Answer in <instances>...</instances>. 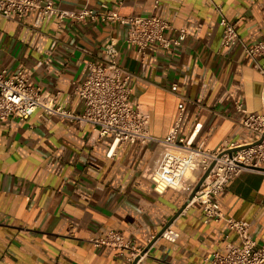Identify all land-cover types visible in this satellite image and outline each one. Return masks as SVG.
I'll list each match as a JSON object with an SVG mask.
<instances>
[{
  "label": "crops",
  "instance_id": "0c3cea01",
  "mask_svg": "<svg viewBox=\"0 0 264 264\" xmlns=\"http://www.w3.org/2000/svg\"><path fill=\"white\" fill-rule=\"evenodd\" d=\"M237 24L244 43L264 40V0H212ZM102 4L122 15H149L154 0H57L62 11ZM156 12L188 32L180 46L152 44L144 53L126 42L119 24L77 21L39 11L22 21L0 15V71L23 64L29 83L58 94V103L82 111L76 86L88 63L103 61L114 39L117 60L134 75L133 99L149 114L150 133L194 134L216 149L226 140L246 143L255 134L245 114L264 112V75L237 43L219 52L222 26L210 0H161ZM178 32L167 30L166 36ZM264 64V58L260 59ZM90 124L79 126L36 110L26 119L0 121V264H127L109 246L91 242L111 230L146 245L184 206L186 195L160 190L150 178L163 148L157 143L112 148ZM226 217L247 220L264 243V171L245 170L217 197ZM175 242L157 239L140 264H210V253L240 243L225 220L205 222L202 205L188 204L174 219Z\"/></svg>",
  "mask_w": 264,
  "mask_h": 264
},
{
  "label": "built area",
  "instance_id": "2783aa9c",
  "mask_svg": "<svg viewBox=\"0 0 264 264\" xmlns=\"http://www.w3.org/2000/svg\"><path fill=\"white\" fill-rule=\"evenodd\" d=\"M210 1L222 26L219 52L225 54L237 43H241L244 53L264 75V64L260 63V59L264 58V40L242 42L237 24L227 18L222 4ZM160 2L161 0H154L155 11L149 15H122L107 4H102L98 10L86 6L80 11H62L56 5L57 0H0V15L22 21L31 12L39 11L46 20L56 16L60 21L70 17L82 22L91 20L119 24L127 30L126 42L135 46L138 52L144 53L156 43L165 49L180 46L188 34L185 28H173L156 12ZM167 30L178 32L179 35L168 37ZM116 45L117 42L111 39L105 45L106 58L103 61L89 62L85 79L77 84L76 92L84 101L82 111L60 105L57 101L58 94H51L41 87L31 85L30 75L23 64L12 74H9L7 68H3L0 71V121L26 119L41 109L47 115L79 126L92 125L100 139L111 142V150L127 143H139L142 146L157 143L163 150L152 168V182L160 190H180L187 199L205 172L214 164L189 204L198 202L202 205L205 222L225 220L228 228L239 236L240 243L228 242L223 252H212L207 259L210 264H264V243H259L252 235L251 223L226 217L217 201V197L231 180L245 170H255L250 166L264 167V112L250 113L241 102H235L237 110L245 114L243 126L255 134L253 140L246 143L226 140L216 149L207 148L203 141L195 144L193 137L200 124L196 125L191 137L177 138L175 131L168 138H158L150 133L149 114L133 99L134 75L126 72L119 64ZM235 148L240 149L230 154L229 150ZM178 237L179 232L175 230L173 223L160 236L171 242H175ZM91 242L98 248L113 247L127 264H133L137 258L136 264H140L148 253L146 247L150 243L147 246L139 245L135 239L126 237L124 232L117 230L92 238Z\"/></svg>",
  "mask_w": 264,
  "mask_h": 264
},
{
  "label": "water",
  "instance_id": "95a60500",
  "mask_svg": "<svg viewBox=\"0 0 264 264\" xmlns=\"http://www.w3.org/2000/svg\"><path fill=\"white\" fill-rule=\"evenodd\" d=\"M237 149L240 148H235L233 150H229V153L232 154L233 151H236ZM213 165L210 166V168L205 172V174L202 176V178L199 180L198 184L196 185V187L194 188L191 196L186 200L184 206L173 216V218H171V220L156 234V236L153 238V240L148 244V246L146 247V250H148L153 243L160 238L161 234L165 231V229L171 224L173 223L174 219L185 209V207L189 204V201L194 197V195L196 194L197 190L199 189V187L201 186V184L203 183V181L207 178V176L209 175L211 169L213 168ZM251 169H255V170H261L264 171V167L260 166V167H256V166H250ZM138 261V258L133 262V264H136V262Z\"/></svg>",
  "mask_w": 264,
  "mask_h": 264
}]
</instances>
